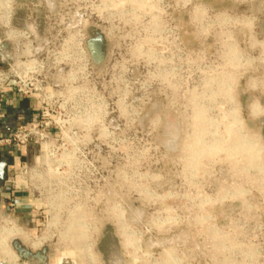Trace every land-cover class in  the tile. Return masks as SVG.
Wrapping results in <instances>:
<instances>
[{
    "label": "rangeland",
    "instance_id": "rangeland-1",
    "mask_svg": "<svg viewBox=\"0 0 264 264\" xmlns=\"http://www.w3.org/2000/svg\"><path fill=\"white\" fill-rule=\"evenodd\" d=\"M6 8L25 11L22 27L41 17L35 46L44 60L69 34L85 42L89 27L105 31L107 58L91 83L100 110L111 112V145L99 146L103 172L89 181L84 206L57 195L51 208L15 210L10 170L0 264H30L14 241L46 248L51 264H91L89 251L94 264L118 255L120 264H193L212 249L217 260L264 249V0H11ZM8 31L26 30L0 24L2 51L17 59L24 39Z\"/></svg>",
    "mask_w": 264,
    "mask_h": 264
},
{
    "label": "built area",
    "instance_id": "built-area-1",
    "mask_svg": "<svg viewBox=\"0 0 264 264\" xmlns=\"http://www.w3.org/2000/svg\"><path fill=\"white\" fill-rule=\"evenodd\" d=\"M68 36L61 45L47 48L45 61L31 37L21 33L24 42L17 59L0 62V152L13 159L7 157L13 172L11 206L18 211L37 212L44 202L51 208L57 195L67 197L65 205L84 206L81 198L94 191L89 181L103 172L98 165L99 146L111 145V124L104 119L111 112L100 110L91 83L100 66L91 60L78 32ZM15 97L28 100L32 113L7 127L3 107ZM30 148L31 162L22 159ZM261 245L249 251L226 250L219 260L212 249L202 262L193 264H264Z\"/></svg>",
    "mask_w": 264,
    "mask_h": 264
},
{
    "label": "flooded vegetation",
    "instance_id": "flooded-vegetation-1",
    "mask_svg": "<svg viewBox=\"0 0 264 264\" xmlns=\"http://www.w3.org/2000/svg\"><path fill=\"white\" fill-rule=\"evenodd\" d=\"M0 1L2 2L3 0H0ZM12 14H13V16H12ZM24 17H25V11L24 10H22V9H14V11L11 10V19H10L9 23L13 24V25L21 26V28L25 29L26 33L35 42V39H39L41 37V35H43V31L41 30L42 19H41V17H36L35 19H32V21H30V24L28 26L22 27ZM35 24L38 26V28L33 27V25H35ZM18 33L20 35L16 38L20 39L21 38V32H18ZM88 33H89V37H87V39H85V44H86V48H87V51L89 53V56H90L91 60L95 63V60L92 57L90 49H89V45L91 44V46L93 47V49L97 53L96 55L100 54L102 56L101 64H96V63L95 64L102 66L106 61L107 53H108V42H107V38L105 35V31H103L99 26H92V27L88 28ZM0 62L4 63L5 61L0 59ZM3 160L7 161V168H6L5 181L2 184L1 198L3 196L4 190H5V185H6L7 179L9 178V172H10V170L8 168L7 158H3L0 156V161H3ZM1 198H0V200H1ZM16 231H19L18 237L22 238V240L27 242L26 237H24V235L21 233V230L16 229ZM28 244L30 247H32V245H31L32 243H28ZM101 246L104 248L103 252L106 255L105 257L111 258V253L112 252L114 253L115 250H113L114 249V242H113V239L111 238L110 232L105 231V234L102 238ZM38 247H36V248H38ZM32 248H35V247H32ZM42 250L43 249H41L39 251H35L34 253L37 254V253L41 252V254H45L47 256V261H48L47 264H51L56 255H51V254L47 253V249L45 250V252H43ZM66 254L72 260L75 257L74 253H66ZM39 261L40 260L37 256L33 258V264H35Z\"/></svg>",
    "mask_w": 264,
    "mask_h": 264
},
{
    "label": "water",
    "instance_id": "water-1",
    "mask_svg": "<svg viewBox=\"0 0 264 264\" xmlns=\"http://www.w3.org/2000/svg\"><path fill=\"white\" fill-rule=\"evenodd\" d=\"M3 47H5V46L1 42V39H0V58L4 61H5V59L10 60L11 56L8 53H4L2 51ZM89 49H90L92 57L95 60V63L101 64L102 56L100 54L96 55L97 53L95 52V50L93 49L91 44L89 45ZM6 168H7V161L6 160L0 161V198L2 195V184L5 181ZM13 245H14L19 257L26 259L30 264H33V258L36 256L39 258L40 261L35 263V264H47L48 263L47 256L45 254H41V252L35 254L33 251L27 249L26 247H24L22 244H20L17 241H14ZM45 250H46V248H43L42 251L45 252ZM116 254L118 255V253H116ZM121 262H122V259H121L120 255H118V259H117V261H115V264H120Z\"/></svg>",
    "mask_w": 264,
    "mask_h": 264
},
{
    "label": "crops",
    "instance_id": "crops-1",
    "mask_svg": "<svg viewBox=\"0 0 264 264\" xmlns=\"http://www.w3.org/2000/svg\"><path fill=\"white\" fill-rule=\"evenodd\" d=\"M31 104L28 100L13 98V100L3 107V125L7 127H13L18 119L22 117L29 118L31 115ZM7 152H0V156L3 158ZM32 149L30 148L22 157L23 160L28 161L30 159Z\"/></svg>",
    "mask_w": 264,
    "mask_h": 264
},
{
    "label": "bare ground",
    "instance_id": "bare-ground-1",
    "mask_svg": "<svg viewBox=\"0 0 264 264\" xmlns=\"http://www.w3.org/2000/svg\"><path fill=\"white\" fill-rule=\"evenodd\" d=\"M11 0H3L2 2H0V7H1V10H0V24L1 26H5V25H8L9 22H10V19H11V10L6 8L8 2H10ZM20 34L18 32H15V31H8L7 32V38H16L18 37ZM54 224V222L52 221L51 225ZM32 247H38L39 244L38 243H32L31 244ZM79 256H80V252H78ZM86 254V253H85ZM7 255V254H6ZM85 256V255H84ZM88 256H89V262L91 264H94V260H93V255L92 253L89 251L88 252ZM86 264V261L85 263ZM96 264V263H95Z\"/></svg>",
    "mask_w": 264,
    "mask_h": 264
}]
</instances>
